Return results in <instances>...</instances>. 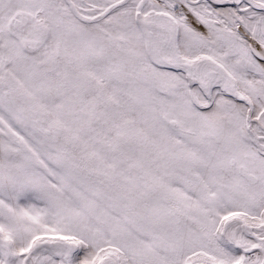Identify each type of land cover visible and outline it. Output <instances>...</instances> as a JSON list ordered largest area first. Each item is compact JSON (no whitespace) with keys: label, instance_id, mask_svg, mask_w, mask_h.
<instances>
[{"label":"snow or ice","instance_id":"snow-or-ice-1","mask_svg":"<svg viewBox=\"0 0 264 264\" xmlns=\"http://www.w3.org/2000/svg\"><path fill=\"white\" fill-rule=\"evenodd\" d=\"M0 264H264V0H0Z\"/></svg>","mask_w":264,"mask_h":264}]
</instances>
